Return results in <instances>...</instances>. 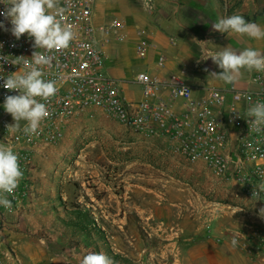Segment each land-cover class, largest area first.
I'll list each match as a JSON object with an SVG mask.
<instances>
[{
  "label": "rangeland",
  "instance_id": "rangeland-1",
  "mask_svg": "<svg viewBox=\"0 0 264 264\" xmlns=\"http://www.w3.org/2000/svg\"><path fill=\"white\" fill-rule=\"evenodd\" d=\"M105 3L104 20L137 16L131 0L99 2ZM35 166L54 224L36 235L22 226L15 242L8 233L13 264H80L90 252L113 264H211L219 247L222 264L233 239L243 241L249 226L264 227L257 223H264L258 218L264 207L237 187L185 161L167 141L135 133L99 110L70 124ZM78 213L84 231L73 224Z\"/></svg>",
  "mask_w": 264,
  "mask_h": 264
},
{
  "label": "built area",
  "instance_id": "built-area-1",
  "mask_svg": "<svg viewBox=\"0 0 264 264\" xmlns=\"http://www.w3.org/2000/svg\"><path fill=\"white\" fill-rule=\"evenodd\" d=\"M100 0H68L65 19L74 26L75 39L67 49L48 53L52 63L44 68L45 80L56 81L57 93L46 103L49 115L41 122L37 134L26 135L25 121L14 130L12 116L3 107L5 97L18 95L3 87L0 79V144L10 146L19 157L23 178L13 193H3L11 207L0 205V264H13L12 248L8 241L9 224L6 217L23 209L27 200L35 196V162L45 159L49 150L64 138L68 126L88 111L99 110L121 126L151 138L167 141L174 153L189 163L203 165L216 179L237 187V193L264 206V131L250 128L247 112L257 102H264V72L255 71L253 87L241 90L230 86L222 90L214 87L194 88L181 78L186 71L159 81L146 73H136L132 84L140 88V99L127 100L117 81L104 73L108 45L122 42L131 33L139 37L135 52L145 59L159 46L143 37L140 27H129L123 18L110 17L97 23L96 7ZM63 6V5H62ZM11 5L0 3V13ZM0 57L13 60L31 59L33 38L23 35L17 40L11 34L10 19L0 15ZM174 45V40L169 39ZM165 57L159 55L156 70L164 67ZM199 65L195 64L194 69ZM23 62L12 64L0 59V76L25 71ZM167 92V95H165ZM255 192L253 194V191ZM241 246L239 238H235Z\"/></svg>",
  "mask_w": 264,
  "mask_h": 264
},
{
  "label": "crops",
  "instance_id": "crops-1",
  "mask_svg": "<svg viewBox=\"0 0 264 264\" xmlns=\"http://www.w3.org/2000/svg\"><path fill=\"white\" fill-rule=\"evenodd\" d=\"M235 1H237L236 5H234ZM131 3L132 6L133 4L139 6L132 8V12L137 16L135 19H123L127 21L129 27L136 26L143 29L146 33L143 38L156 43L159 49L150 51L145 59H139L135 52L139 37L134 33L122 42H111L108 45L104 73L108 78L117 81L122 95L127 100L140 99V88L131 82L134 75L139 72L165 82L170 76L185 70L186 74L181 75L182 81L194 88L214 87L226 90L232 85L236 89L245 90L253 87L251 79L255 74L254 70L249 72L242 69L236 83H225L209 75L211 72L219 73L222 70L213 63L211 58L205 59L209 52L221 51L228 45L237 52L252 48L264 53V39L257 40L247 35L223 34L211 28L212 24L220 18L234 14L264 27V17L258 16L264 14V0H131ZM104 6L109 7L106 3L98 4L96 7L97 23L106 21L102 18ZM169 39L174 40V45L169 44ZM197 41H210L212 44L201 45ZM159 55L165 57V63L161 70H156L155 61ZM195 64L199 65L198 69H194ZM41 187L42 184L35 180L34 199L27 200L18 213L9 215L12 225L8 226V233H12L9 238L12 242L19 240L17 235L24 232L22 226L29 234L36 235L39 231L49 230V225L54 224H50L48 219L52 217H49L48 213L54 212L45 205L47 203L42 196ZM245 199L259 204L251 199ZM258 218L261 219L260 215ZM18 220L19 222L26 220V222L18 223ZM53 227L58 230L57 223ZM242 239L240 247L235 246L233 249L229 245L226 247L230 254L226 255L222 264H264V227L249 226ZM219 248L216 250L217 260L212 261L211 264H221L219 255L224 254L219 252Z\"/></svg>",
  "mask_w": 264,
  "mask_h": 264
},
{
  "label": "clouds",
  "instance_id": "clouds-1",
  "mask_svg": "<svg viewBox=\"0 0 264 264\" xmlns=\"http://www.w3.org/2000/svg\"><path fill=\"white\" fill-rule=\"evenodd\" d=\"M0 3L11 5L5 12L0 13L10 19L11 34L17 40L27 34L28 37L33 38V48L44 50V52L34 51L31 59L17 57L9 60L8 57H0L12 64L23 62L26 69L23 72H13L8 77L0 76V79L4 80L5 89L19 93L8 95L4 100L5 111L15 121L14 124L8 125V128L18 130L19 122L23 120L26 122L23 132L26 135H34L38 133L41 122L49 115L46 103L40 100L48 101L58 91L56 81L44 79V68L51 65L53 60L48 53L67 49L70 42L75 39L74 26L67 23L65 19L68 0H0ZM0 27H3L2 23ZM211 28L223 34L247 35L257 40L264 39V27L248 22L236 14L220 18L212 24ZM197 42L201 45L211 43L210 41ZM208 58H211L213 63L222 70L219 73L211 72L209 75L225 83H236L242 69L249 72L253 70L264 72V53L252 48L237 52L228 45L221 51L209 52L205 60ZM247 116L250 118L247 122L251 129L257 132L264 131V102H257L250 107ZM22 178L23 172L18 155L10 146L0 144V194L13 193ZM258 187L260 191H264V183ZM254 192L255 189L253 194ZM0 205L6 209L10 208L11 201L0 195ZM259 215L264 218V208L259 210ZM231 243L235 246L237 240L233 239ZM80 264H113V261L102 252H90L82 258Z\"/></svg>",
  "mask_w": 264,
  "mask_h": 264
},
{
  "label": "trees",
  "instance_id": "trees-1",
  "mask_svg": "<svg viewBox=\"0 0 264 264\" xmlns=\"http://www.w3.org/2000/svg\"><path fill=\"white\" fill-rule=\"evenodd\" d=\"M259 17H264V14H261V15H258ZM255 18V17H254ZM246 21H249L248 19H245ZM78 221L76 222V223H73L74 224V226L77 228V229H79V230H83L84 231V229L86 228V227H83L84 225H83V223L85 222L86 223V221H85V218H84V216L83 215H81L80 213H78Z\"/></svg>",
  "mask_w": 264,
  "mask_h": 264
}]
</instances>
